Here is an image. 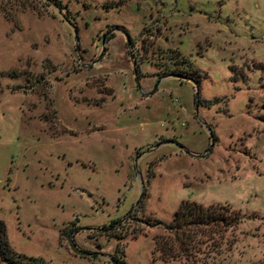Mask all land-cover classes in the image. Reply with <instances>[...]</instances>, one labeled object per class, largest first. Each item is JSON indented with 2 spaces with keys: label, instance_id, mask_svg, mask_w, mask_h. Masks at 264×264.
Returning <instances> with one entry per match:
<instances>
[{
  "label": "rangeland",
  "instance_id": "rangeland-1",
  "mask_svg": "<svg viewBox=\"0 0 264 264\" xmlns=\"http://www.w3.org/2000/svg\"><path fill=\"white\" fill-rule=\"evenodd\" d=\"M258 63L264 0H0L16 264H164L154 238L187 199L242 218L211 264H264Z\"/></svg>",
  "mask_w": 264,
  "mask_h": 264
},
{
  "label": "trees",
  "instance_id": "trees-1",
  "mask_svg": "<svg viewBox=\"0 0 264 264\" xmlns=\"http://www.w3.org/2000/svg\"><path fill=\"white\" fill-rule=\"evenodd\" d=\"M55 2L60 4L59 1ZM258 65L264 68V63ZM177 73L179 72L168 74ZM237 210L226 204L183 200L174 212L172 221L164 226L168 234L154 238V260L164 264L213 263L210 259L220 252L223 241H226L225 234L242 222ZM5 240L4 226L0 221V259L16 264L17 261L8 250ZM114 262L116 264L115 260ZM29 264L37 263L31 261Z\"/></svg>",
  "mask_w": 264,
  "mask_h": 264
},
{
  "label": "water",
  "instance_id": "water-1",
  "mask_svg": "<svg viewBox=\"0 0 264 264\" xmlns=\"http://www.w3.org/2000/svg\"><path fill=\"white\" fill-rule=\"evenodd\" d=\"M195 97H196V99H198V91H197V89H196V91H195ZM208 129V131H209V134H210V138H212L213 136H212V134H211V131H210V129L209 128H207ZM167 143H171L170 141L169 142H167ZM172 143H174V142H172ZM175 144V143H174ZM210 148H208L207 149V151L209 150ZM187 153H189V154H191V152H189V151H187V150H185ZM206 151V152H207ZM192 156H195V157H197V156H201V155H193V154H191Z\"/></svg>",
  "mask_w": 264,
  "mask_h": 264
}]
</instances>
